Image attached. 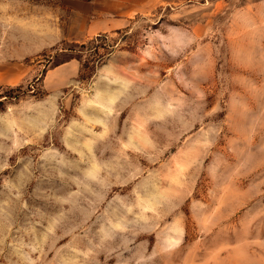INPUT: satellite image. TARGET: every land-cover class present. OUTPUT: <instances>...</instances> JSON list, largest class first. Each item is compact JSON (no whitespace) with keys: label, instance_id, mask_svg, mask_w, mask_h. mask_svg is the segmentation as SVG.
I'll return each mask as SVG.
<instances>
[{"label":"rangeland","instance_id":"rangeland-1","mask_svg":"<svg viewBox=\"0 0 264 264\" xmlns=\"http://www.w3.org/2000/svg\"><path fill=\"white\" fill-rule=\"evenodd\" d=\"M92 1L0 0V264H264V0Z\"/></svg>","mask_w":264,"mask_h":264},{"label":"crops","instance_id":"crops-1","mask_svg":"<svg viewBox=\"0 0 264 264\" xmlns=\"http://www.w3.org/2000/svg\"><path fill=\"white\" fill-rule=\"evenodd\" d=\"M94 0L92 1V3ZM92 8L94 7V4H91ZM104 15V14H103ZM107 15V14H106ZM101 16V15H100ZM123 21L125 19L122 16H116L115 14H111V17H97L93 18L89 23V28L87 30V35H93L98 32L99 28L102 31H109L113 29H117L122 26ZM75 59H68L67 61L61 63L60 65L54 67L55 69H62L61 67H65L67 65H73ZM78 69V66H77Z\"/></svg>","mask_w":264,"mask_h":264},{"label":"trees","instance_id":"trees-1","mask_svg":"<svg viewBox=\"0 0 264 264\" xmlns=\"http://www.w3.org/2000/svg\"><path fill=\"white\" fill-rule=\"evenodd\" d=\"M75 58L74 56H70L69 59ZM31 90L30 85L28 91ZM24 90H22V86H14V87H7L3 92H0V110H4L6 105L5 103L9 100L18 99ZM34 94V92L32 91Z\"/></svg>","mask_w":264,"mask_h":264}]
</instances>
